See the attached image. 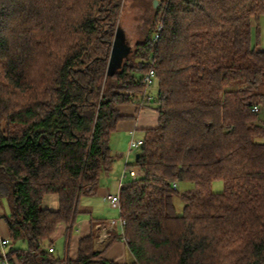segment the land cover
Listing matches in <instances>:
<instances>
[{
  "label": "trees",
  "instance_id": "1",
  "mask_svg": "<svg viewBox=\"0 0 264 264\" xmlns=\"http://www.w3.org/2000/svg\"><path fill=\"white\" fill-rule=\"evenodd\" d=\"M124 1L0 0L8 264H118L105 257L115 240L126 264H264V123L252 110L264 108V0H152L133 45ZM115 46L126 51L111 62ZM151 100L158 120L131 165L138 177L120 189V233L99 245L93 223L77 258L49 251L60 224L69 247L82 197L115 160L118 107ZM182 184L191 188L180 192ZM50 194L57 210L43 207Z\"/></svg>",
  "mask_w": 264,
  "mask_h": 264
},
{
  "label": "crops",
  "instance_id": "2",
  "mask_svg": "<svg viewBox=\"0 0 264 264\" xmlns=\"http://www.w3.org/2000/svg\"><path fill=\"white\" fill-rule=\"evenodd\" d=\"M156 105H143L140 103L120 105L118 107L120 113L125 116L123 120L118 123L117 130L112 134L110 139V147L112 137L120 136L125 138H137L143 139L144 129L155 127L158 120V113L156 111ZM113 151V150H112ZM120 155H123L122 153ZM109 171L103 173L100 177V184L93 195H85L82 197L80 202V217L76 224L75 231L71 237L69 247L66 248V231L67 226L60 224L53 237V248L58 252V246L63 247L64 254L75 259L78 256L79 241L81 238L88 236L92 231L93 223L95 224V230L98 235V244L105 245L108 241L113 239L120 233V228L115 225L113 228H108L105 235H103L102 224L108 223L112 218H109L108 202L105 201L104 197L109 193H116L118 191V184L120 178H114L115 172L117 173L119 167L117 159L114 160ZM43 207L50 210H57L59 208V198L57 195L50 194L46 195L43 199ZM112 210H115L111 207ZM117 211V210H116ZM114 219V218H113ZM8 239V229L5 220L0 221V245L1 241ZM105 257L108 260L114 261L118 264H126L131 261V258L127 252L125 243L122 240H115L105 252Z\"/></svg>",
  "mask_w": 264,
  "mask_h": 264
},
{
  "label": "rangeland",
  "instance_id": "3",
  "mask_svg": "<svg viewBox=\"0 0 264 264\" xmlns=\"http://www.w3.org/2000/svg\"><path fill=\"white\" fill-rule=\"evenodd\" d=\"M152 6V0H125L122 16H121V22L123 25V29L127 35V39L129 40L130 45H133L140 37L141 31L144 28V24L146 19L150 16V9ZM158 6V3L155 7ZM260 25V34H261V47L264 48V16L261 17L259 21ZM260 91L264 93V85L260 88ZM148 96H151L152 98L156 96L157 94V88L156 84L153 86H148L147 88ZM153 100H151L150 103H145L144 105H154ZM259 116L261 118V122L264 123V108H260L258 111ZM131 140L130 138H125L120 136L117 140V137L113 136L111 141V146L113 147V154L115 155V159L119 161L118 165L119 167L115 168L118 169L117 173L115 172V175H113L114 178L121 179L122 173L126 167L127 164L132 165L135 162L136 154L138 153V150H131L129 149V142ZM123 155H120V154ZM115 163V161L113 162ZM133 167V166H132ZM106 173V171L102 172ZM101 174V175H102ZM191 186L189 184H182L179 187L180 192H185L186 190L190 189ZM224 189L223 182L222 181H215L212 185V190L215 193H221ZM2 203V202H1ZM0 203V221L4 220L3 216L10 214V207L8 205L7 200H3V203ZM108 208H109V218H114L119 221V212L116 210H112L110 203L108 202ZM174 205L176 208L177 214H181L183 210V201L181 198L175 197L174 198ZM15 248L25 250L28 247V244L24 240L18 241L15 245ZM58 254L62 255L64 253L63 247L61 245L58 246Z\"/></svg>",
  "mask_w": 264,
  "mask_h": 264
},
{
  "label": "built area",
  "instance_id": "4",
  "mask_svg": "<svg viewBox=\"0 0 264 264\" xmlns=\"http://www.w3.org/2000/svg\"><path fill=\"white\" fill-rule=\"evenodd\" d=\"M155 79V73L153 70H150L148 74L145 75L144 77V82L147 85H151L154 82ZM254 112H258L260 110V106H254L252 109ZM143 145V139H137V138H132L129 142V149L130 151L135 149L138 150L141 146ZM138 177V172L135 169V167H132L131 165L127 164L121 179L119 181L118 184V191L116 193H109L107 194L104 199L105 201L110 203V206L117 210L120 208V189L121 187L128 183L129 181H134L136 180V178ZM120 224L123 225L124 221L119 220ZM116 220L112 219L109 221V227L108 228H113L116 225ZM108 228H105L103 230V235H105V233L107 232ZM9 245V240L8 239H4L1 241V256H2V260L0 261V264H8L7 261V247ZM49 251L54 252V248H50Z\"/></svg>",
  "mask_w": 264,
  "mask_h": 264
},
{
  "label": "water",
  "instance_id": "5",
  "mask_svg": "<svg viewBox=\"0 0 264 264\" xmlns=\"http://www.w3.org/2000/svg\"><path fill=\"white\" fill-rule=\"evenodd\" d=\"M157 3H158V1L156 0L155 1V6L157 5ZM125 51H126V48L125 47H123L122 49H118V47L115 46L114 49H113V51H112V54H111V62H113V58L115 56H120V55H122L121 53H124ZM139 156H140L139 153L136 154V158H138Z\"/></svg>",
  "mask_w": 264,
  "mask_h": 264
}]
</instances>
